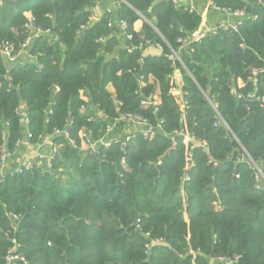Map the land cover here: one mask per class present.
Wrapping results in <instances>:
<instances>
[{"label": "trees", "instance_id": "1", "mask_svg": "<svg viewBox=\"0 0 264 264\" xmlns=\"http://www.w3.org/2000/svg\"><path fill=\"white\" fill-rule=\"evenodd\" d=\"M210 2L244 11L241 24L182 48L201 15L172 0H117L124 47L110 13L90 20L93 0H3L0 43L19 50L26 12L35 35L13 68L0 56V149L14 152L22 111L31 145L56 131L96 139L123 113L160 129L95 156L60 134L50 168L1 175L0 264L13 237L26 264H264V77L250 80L264 67V0ZM147 41L161 54L145 55ZM154 94L156 107L141 105Z\"/></svg>", "mask_w": 264, "mask_h": 264}, {"label": "built area", "instance_id": "2", "mask_svg": "<svg viewBox=\"0 0 264 264\" xmlns=\"http://www.w3.org/2000/svg\"><path fill=\"white\" fill-rule=\"evenodd\" d=\"M94 2L98 3L102 0H93ZM122 1V0H121ZM172 2L177 6H181L179 3V0H172ZM3 0H0V6L2 5ZM188 8L190 11L195 10L193 7L190 6H185ZM226 12V11H223ZM235 18V22L233 23H228V24H222V25H217L212 28H204L202 31H194L191 34H188L186 37L181 38L178 40V42L181 44L182 48L188 47L192 43H196L206 37L208 34L215 32L218 29H228L231 28L234 31H236V27L241 24V18L245 16L244 11H234V12H228ZM32 17L27 18V22L25 23L24 27L28 31V35L24 39L23 43L20 45L19 50H15L14 45L8 42H2L0 43V56L8 63V64H14L19 61V58L21 55L25 54L28 55V50L32 41L33 36L35 33L32 32L33 26L31 25L32 23ZM126 23L123 21L118 22V27L121 32L125 34V29H126ZM108 27H112V23H108ZM34 31V30H33ZM32 33V34H31ZM127 39H130L131 36L127 35ZM152 44L147 41L145 42L144 46L148 47L151 46ZM155 46L160 52H162V47L159 44L153 45ZM143 45H140L139 48H142ZM169 59L172 61H179V56L173 52L172 55L169 56ZM262 76L264 77V67L260 69H254L251 72V78L250 80L253 81L257 77ZM238 87H242L244 84L238 80L237 82ZM171 94L177 98L178 104L181 108L182 111L185 110L186 108V103L182 99V94H180L177 91V88H173L171 90ZM257 95V89H254V91L250 94H247V98H253ZM236 98H240V95L235 93ZM257 97V96H256ZM84 100H86L85 97H83ZM257 100L260 103V106L264 109V94L261 96L257 97ZM158 104V98L157 95L154 94L152 96L147 97L145 100L141 102V105L145 107H156ZM100 114V113H98ZM22 115V114H21ZM25 117V114H24ZM104 116H102L103 118ZM25 122L27 123V120L25 118ZM160 123L157 124V127L151 126V124L146 120L143 119L142 117L130 113H123L119 115L118 118H116L114 121H108L104 127V133L102 136L93 139L91 137V134L84 129L80 130L78 132V144L75 142V140H72L69 138L68 133L63 131L59 132L56 131L52 135H42L39 140L42 139V143L46 142L47 140L53 138L54 136L63 134L66 139L69 142V145L72 146L73 148H78L81 152L91 154V155H96L101 149H107L109 146L113 143H121L122 146H125L126 144L130 143L136 134H141L144 138H149L151 139L157 130L160 129ZM123 132V135L120 136L119 134ZM185 140L191 141L192 139L189 137L188 133H183ZM29 137V136H28ZM20 142L18 141L15 145V150L14 152L19 148ZM204 145V143H203ZM58 148L56 146H52L50 148V151L44 155L41 154H36L34 157H27L18 167H16L11 173L13 172H20L22 169L29 170L32 169L35 165L36 166H45L47 168L51 167L52 163V158L57 155ZM11 154H9L8 150L6 147L2 146L0 149V176L3 175V169L6 166V163L9 159ZM258 180V178H257ZM11 219L13 222L18 220V217L15 215H10ZM13 229L15 230L16 227L13 225ZM10 247L7 250V253L4 257V262L5 264H26L25 258L22 256V254L19 252L20 245L17 242L16 238H10Z\"/></svg>", "mask_w": 264, "mask_h": 264}, {"label": "crops", "instance_id": "3", "mask_svg": "<svg viewBox=\"0 0 264 264\" xmlns=\"http://www.w3.org/2000/svg\"><path fill=\"white\" fill-rule=\"evenodd\" d=\"M179 3L182 6H190L197 10L201 15V24L197 31H202L204 28H212L217 25L228 24L235 22V18L229 14L228 12H223L219 10H215L211 7L210 0L202 1V0H179ZM117 0H102L98 3L95 2V6L90 9L91 12V21H97L101 15L105 12L110 13L112 15V22L116 27V32H114V36L117 38L120 47L125 46V34L119 30L118 22L116 20L115 14L117 10ZM25 18H30L31 14L29 12L24 13ZM144 20H138L133 25V30L135 32H140ZM145 55H160L161 52L153 45L148 46L144 50ZM115 55V54H113ZM29 58V57H27ZM173 79L177 84V91L181 93L180 87L182 86V76L178 70L174 71ZM108 90L113 93V89L111 86H108ZM86 101V100H85ZM22 137L19 140L20 145L19 148L13 152L7 163L3 169L2 174L9 173L13 171L16 167H18L27 157L35 156L36 154L44 155L50 151L52 147V138L42 143V139L38 141L37 144L31 145L28 143V135L26 131V122L24 117V111H22Z\"/></svg>", "mask_w": 264, "mask_h": 264}, {"label": "water", "instance_id": "4", "mask_svg": "<svg viewBox=\"0 0 264 264\" xmlns=\"http://www.w3.org/2000/svg\"><path fill=\"white\" fill-rule=\"evenodd\" d=\"M27 59V55H25V54H23V55H21L20 56V58H19V61H24V60H26ZM14 67V64H8L7 65V68L8 69H11V68H13ZM68 124H70V118L68 119ZM57 156V155H56ZM95 156V155H94Z\"/></svg>", "mask_w": 264, "mask_h": 264}, {"label": "rangeland", "instance_id": "5", "mask_svg": "<svg viewBox=\"0 0 264 264\" xmlns=\"http://www.w3.org/2000/svg\"><path fill=\"white\" fill-rule=\"evenodd\" d=\"M119 135L122 136L123 135V132H121Z\"/></svg>", "mask_w": 264, "mask_h": 264}]
</instances>
